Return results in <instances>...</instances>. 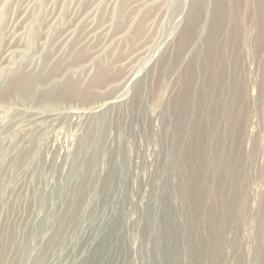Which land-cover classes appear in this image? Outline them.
I'll use <instances>...</instances> for the list:
<instances>
[{
    "label": "rangeland",
    "instance_id": "1",
    "mask_svg": "<svg viewBox=\"0 0 264 264\" xmlns=\"http://www.w3.org/2000/svg\"><path fill=\"white\" fill-rule=\"evenodd\" d=\"M196 1L0 0V264H264V0Z\"/></svg>",
    "mask_w": 264,
    "mask_h": 264
},
{
    "label": "bare ground",
    "instance_id": "2",
    "mask_svg": "<svg viewBox=\"0 0 264 264\" xmlns=\"http://www.w3.org/2000/svg\"><path fill=\"white\" fill-rule=\"evenodd\" d=\"M157 1V0H156ZM199 1L200 0H197L195 3L197 4L196 5V8H195V10H194V13H193V19H197V18H199V16L201 15V14H199V5H200V3H199ZM262 1V0H261ZM141 2V1H140ZM146 2L149 4V2H150V0H146ZM237 2V1H236ZM145 5V4H144ZM195 5V4H194ZM263 5V4H262ZM236 7H238V6H236ZM235 7V8H236ZM231 9H234V7L233 8H231ZM229 12V11H228ZM222 13V12H221ZM238 13L239 12H237L236 10H233L232 12H231V18H232V20H237V16H239L238 15ZM255 13H257L258 14V27H259V31L261 32V33H263L262 35H264V5L263 6H260V4H259V9H257V12H255ZM146 16V15H145ZM229 16V15H228ZM146 20V18H144L143 20H141L140 22H139V24H138V28H137V30H136V34L138 35V33L139 34H141L142 33V31H143V23H144V21ZM152 20V19H151ZM230 20V19H229ZM221 21H222V19H221ZM218 22H219V19H218ZM86 23V22H85ZM132 23V22H131ZM92 24V23H91ZM130 24V23H129ZM257 26V25H256ZM89 27V26H88ZM190 27V26H189ZM146 30V29H145ZM92 33V32H91ZM66 34V33H65ZM144 35V34H143ZM63 37V36H62ZM135 37V36H134ZM141 37V36H140ZM39 40V39H38ZM43 41V40H42ZM10 43V42H9ZM80 46V45H79ZM85 46V45H84ZM76 47V46H75ZM143 47V46H142ZM84 48V47H83ZM139 51V50H138ZM143 53V51H140V52H138V53H136L135 54V52H134V54H135V58L136 57H138V56H140L141 54ZM80 54V53H79ZM133 54V55H134ZM97 55V54H96ZM131 56V55H130ZM6 57V56H5ZM133 57V56H132ZM131 57V58H132ZM10 59V58H9ZM3 60V59H2ZM7 60V59H6ZM129 60V59H128ZM132 60V59H131ZM138 60V59H137ZM10 64V63H9ZM228 66V65H227ZM59 69V68H58ZM104 71V70H103ZM13 72V71H12ZM11 72V73H12ZM17 72V71H16ZM101 72L102 71H100L99 73H100V75H101ZM131 72V71H130ZM19 73V72H18ZM132 76V74L130 73V74H128L127 75V77H126V79L128 78V77H131ZM98 77V76H97ZM100 77V76H99ZM17 79L15 80H13V81H11V82H9L8 84H7V86L2 90V91H4L3 92V94L2 95H5L6 94V96H7V94L9 93L10 94V92L11 93H16L17 95L19 94V95H21V96H27V95H30L31 93H32V90H33V85H34V83H35V80H36V78H31V77H29V76H26V75H19V76H17L16 77ZM124 80V79H123ZM68 81V80H67ZM97 81V80H96ZM128 81H130V80H128ZM37 83V82H36ZM61 84V83H60ZM74 86V84H67L66 83V85H63L59 90H55L54 92H50L47 96H50L49 98H51V96H55V93H57V94H59V95H63V93L64 94H66V92H68L67 90L69 89V88H71L72 90H77L75 87H73ZM121 86V85H120ZM119 86V87H120ZM36 88V87H35ZM59 88V87H58ZM73 88H75V89H73ZM78 88V87H77ZM1 89V88H0ZM71 89H69V90H71ZM120 89V88H119ZM51 91V90H50ZM36 92V91H35ZM73 92V91H72ZM238 92V91H237ZM69 93V92H68ZM74 93H75V91H74ZM5 96V97H6ZM182 108V107H181ZM33 115V114H32Z\"/></svg>",
    "mask_w": 264,
    "mask_h": 264
}]
</instances>
